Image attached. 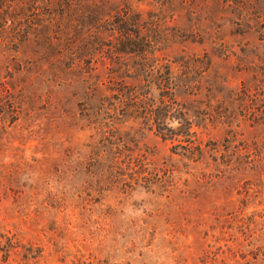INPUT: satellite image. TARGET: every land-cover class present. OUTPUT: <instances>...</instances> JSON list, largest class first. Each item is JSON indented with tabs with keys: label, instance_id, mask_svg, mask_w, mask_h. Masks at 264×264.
I'll use <instances>...</instances> for the list:
<instances>
[{
	"label": "rangeland",
	"instance_id": "rangeland-1",
	"mask_svg": "<svg viewBox=\"0 0 264 264\" xmlns=\"http://www.w3.org/2000/svg\"><path fill=\"white\" fill-rule=\"evenodd\" d=\"M0 264H264V0H0Z\"/></svg>",
	"mask_w": 264,
	"mask_h": 264
}]
</instances>
